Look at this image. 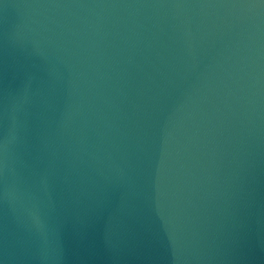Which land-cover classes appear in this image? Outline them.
Instances as JSON below:
<instances>
[{"label": "water", "instance_id": "obj_1", "mask_svg": "<svg viewBox=\"0 0 264 264\" xmlns=\"http://www.w3.org/2000/svg\"><path fill=\"white\" fill-rule=\"evenodd\" d=\"M0 264H264V0H0Z\"/></svg>", "mask_w": 264, "mask_h": 264}]
</instances>
